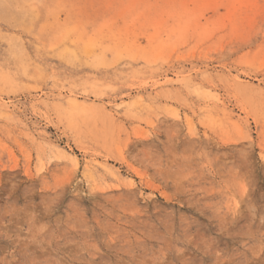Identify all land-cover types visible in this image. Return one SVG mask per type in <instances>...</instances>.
Instances as JSON below:
<instances>
[{"label":"rangeland","instance_id":"1","mask_svg":"<svg viewBox=\"0 0 264 264\" xmlns=\"http://www.w3.org/2000/svg\"><path fill=\"white\" fill-rule=\"evenodd\" d=\"M0 264H264V0H0Z\"/></svg>","mask_w":264,"mask_h":264}]
</instances>
